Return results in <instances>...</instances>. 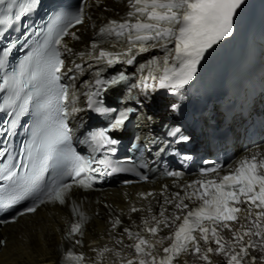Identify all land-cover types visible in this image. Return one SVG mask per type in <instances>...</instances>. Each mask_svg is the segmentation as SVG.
<instances>
[{
  "label": "snow or ice",
  "instance_id": "6c2138e0",
  "mask_svg": "<svg viewBox=\"0 0 264 264\" xmlns=\"http://www.w3.org/2000/svg\"><path fill=\"white\" fill-rule=\"evenodd\" d=\"M99 4L0 0V224L16 223L43 205L68 206V246L58 264H181L186 255L214 264L210 254L222 257L219 264H264V152L227 165L204 160L210 166L184 181L182 169L193 159L185 146L194 143L185 105L168 106L176 116L162 125L163 137L142 138L133 124L158 91L186 94L210 50L236 34L247 0H126L122 17L91 24V41L75 49L70 41L82 35L77 26L91 22L90 10ZM154 49L164 55L138 61ZM112 91L120 92L115 105L106 102ZM86 109L104 125L86 129L81 120L73 127ZM144 119L153 123L152 116ZM129 125V152L118 156ZM168 157L177 158L181 169L170 167ZM157 169L178 190L164 184L159 192L138 193L147 203L129 205L127 226L113 210L111 246L86 254L89 217L73 199L75 190H95L117 174L138 178L125 185L147 182ZM135 213L143 214L140 223L131 219ZM5 244L0 239V247Z\"/></svg>",
  "mask_w": 264,
  "mask_h": 264
},
{
  "label": "bare ground",
  "instance_id": "6f19581e",
  "mask_svg": "<svg viewBox=\"0 0 264 264\" xmlns=\"http://www.w3.org/2000/svg\"><path fill=\"white\" fill-rule=\"evenodd\" d=\"M127 10L126 0H100L99 6L90 10L92 21L86 22L84 26H77L82 33L80 41H70V43L75 46V49H82L91 41L93 32L96 30L91 27V24L99 27L102 21L122 17ZM153 55L162 57L164 53L150 54V56ZM254 151L264 152V143L255 149L241 153V156ZM195 178L196 176L184 179V181ZM164 184L169 185L170 191L178 190L173 186L172 179H161L149 183L112 186L92 193L75 191L73 199L82 204L83 210L89 217L84 237L85 253L91 256L93 255L92 248L104 244L111 246L113 235L109 233L112 232L110 221L113 210L121 214L127 226L129 205L135 203L137 207H140L147 203V201L138 199L137 194L149 191L159 192ZM153 211H157L155 202H153ZM142 215V213L131 214V219L140 223ZM71 220L72 213L68 206L51 204L40 207L36 213L19 218L16 223L3 224L0 227V237L6 239V244L0 248V264H58L65 247V230ZM117 231L120 230L117 229ZM164 234L161 233V235ZM222 235L225 238L231 237V233L226 230ZM163 246H167V242H164ZM210 255L214 264H219L222 257L215 254ZM252 255H258V253L253 252ZM185 261L186 264H203L198 257L192 255L183 256L181 264ZM257 264H262V262L258 259Z\"/></svg>",
  "mask_w": 264,
  "mask_h": 264
}]
</instances>
